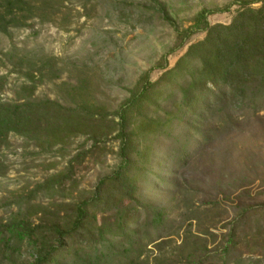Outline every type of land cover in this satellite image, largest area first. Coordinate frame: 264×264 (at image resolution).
Segmentation results:
<instances>
[{
	"label": "rangeland",
	"instance_id": "1",
	"mask_svg": "<svg viewBox=\"0 0 264 264\" xmlns=\"http://www.w3.org/2000/svg\"><path fill=\"white\" fill-rule=\"evenodd\" d=\"M24 1L29 11L17 12L22 23L0 32V100L89 103L110 113L145 73L157 81L162 66L173 68L191 44L205 38L189 33L201 11L230 6V12L208 17L211 25H229L239 9L237 0H159L167 11L164 20L149 0ZM24 18L30 19L23 23ZM46 58L57 59L59 77L32 88L27 73ZM34 76L38 82L40 75ZM115 136L96 147L88 136H77L48 149L10 134L0 147V224L32 206L59 207L65 216L90 198L119 165ZM215 136L204 147L201 137L189 139L186 163L177 161L180 145L171 138L149 141L153 152L139 196L167 217L158 230L142 228L140 235L148 239L131 258L139 251L142 257L122 264H264V111L233 119ZM58 175L65 181L54 190ZM39 217L33 216L35 224ZM146 217L142 212L140 223ZM18 250L0 248V264L31 262L26 244Z\"/></svg>",
	"mask_w": 264,
	"mask_h": 264
},
{
	"label": "trees",
	"instance_id": "2",
	"mask_svg": "<svg viewBox=\"0 0 264 264\" xmlns=\"http://www.w3.org/2000/svg\"><path fill=\"white\" fill-rule=\"evenodd\" d=\"M149 2L167 19L163 3ZM236 5L239 9L229 25H211L208 17L228 13L230 6L201 11L189 33L202 32L205 38L191 44L173 68L162 66L164 73L157 81L145 73L113 113L89 103L68 107L50 99L0 100V147L12 133L48 149L77 136H88L96 147L116 134L119 143V165L99 181L90 198L65 216L59 207L21 208L9 223L0 224L1 249L18 253L26 244L32 254L28 264H122L127 258L132 263L142 257L139 251L131 258L148 239L140 235L142 228L158 230L167 217L166 211L139 196V181L153 152L149 141L171 138L180 145L174 156L186 163L191 154L189 139L201 137L204 147L233 119L264 111V0H237ZM28 7L24 0H0V32L18 27L22 22L17 12L26 13ZM35 73L40 75L38 82ZM27 74L34 81L32 88L48 76L57 79V59H43L35 72ZM162 101L170 106L164 107ZM176 130L178 137L173 138ZM54 179L55 190L65 175ZM142 212L147 217L140 223ZM34 215H40L36 224Z\"/></svg>",
	"mask_w": 264,
	"mask_h": 264
}]
</instances>
